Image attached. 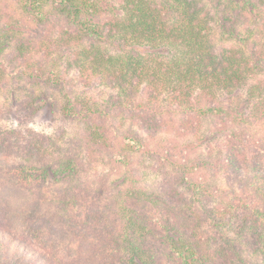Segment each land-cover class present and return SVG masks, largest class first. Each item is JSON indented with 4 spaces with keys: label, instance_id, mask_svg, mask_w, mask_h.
<instances>
[{
    "label": "trees",
    "instance_id": "1",
    "mask_svg": "<svg viewBox=\"0 0 264 264\" xmlns=\"http://www.w3.org/2000/svg\"><path fill=\"white\" fill-rule=\"evenodd\" d=\"M16 2L33 28L18 38L16 50L8 55L10 62L28 63L41 54L44 59L40 58L38 69H31L29 79L62 94L63 116L100 120L89 123L87 129L95 146L112 149L101 119H119L151 138L161 134L183 138L198 131L201 118H221L220 172L226 193L211 203L197 197L200 184L191 183L193 191L186 198L172 176L165 181V201L157 209L149 205L152 195L145 207L129 202L134 199L133 189L120 191L122 224L96 209L84 217L93 236V253L107 259L105 264L108 260L115 264H245L248 252L264 264V156L256 150L264 154V136L253 141L252 151L233 141L236 135L226 119L234 122L236 117L229 105L221 103V96L231 95L248 81L253 113L264 129V0H115L112 5L108 0ZM11 42L12 37L0 35V55L9 44L14 48ZM161 48L174 52L166 56L159 52ZM52 55L65 59L62 70L42 69ZM72 73L82 87L95 81L106 95V106L89 105L85 99L79 104L76 95L72 99L64 94L65 79ZM124 143L134 152L142 148L134 136ZM169 145L150 166L153 171L172 164L170 153L175 149L172 142ZM60 148L52 137L0 127V170L39 198L48 178L66 181L76 173L73 160L59 159ZM126 157L116 158L128 164ZM185 175L184 171L179 178ZM57 191L66 209L87 195L71 188ZM0 264L60 262L32 248L0 221Z\"/></svg>",
    "mask_w": 264,
    "mask_h": 264
},
{
    "label": "rangeland",
    "instance_id": "2",
    "mask_svg": "<svg viewBox=\"0 0 264 264\" xmlns=\"http://www.w3.org/2000/svg\"><path fill=\"white\" fill-rule=\"evenodd\" d=\"M108 1L112 5L115 0ZM54 24L50 27L53 32ZM0 25V35L12 37L11 43L14 45L13 48L9 44L0 55V127L19 128L52 137L57 145H61L57 151L59 159H71L77 164L76 173L66 181L48 178L39 198L35 192L14 184L4 170H0V200L3 203L0 221L16 235L23 237L32 248L54 255L60 264H105L107 259L99 253H93L95 245L90 241L93 236L83 221L96 209L109 220L115 219L118 226L120 221L122 224L124 218L120 216L118 204L120 191L133 189L134 199H129V202L141 203L145 207L149 203L148 195H152L154 200L149 205L157 209L165 201L162 198L165 181L172 176L177 177L178 189L186 198L191 197V183H199L200 187L196 190L200 194L197 197L204 196L211 203L226 193L228 187L220 172V144L224 133L219 131L220 117L201 118L197 125L198 131L183 138L165 134L151 138L129 124H121L119 119L109 122L101 119L106 123V137L112 149L109 151L102 145L95 146L94 141L87 137V129L89 123L99 124L100 120L96 116L93 119L90 116V120L80 115L72 118L63 116L62 94L29 79L31 69H38V63L44 59L41 54L33 56L28 63L23 64L20 60L10 62L8 55L16 50L18 38L33 28V22L18 7L16 0H0ZM159 52L169 56L174 50L161 48ZM64 61L52 55L42 64V69L62 70ZM74 77L72 73L65 79L64 94L72 99L76 95L79 104L85 99L89 105L106 106V95L95 81L88 87H82V82L78 84ZM250 84L247 81L231 95L221 96V103L226 107L229 105L233 117H236L234 122L226 119L228 126L233 127V135H236L233 141L252 151L255 146L253 141L264 136V129L254 116L253 103L247 94ZM130 136L140 140V151L134 152L131 146L125 145L124 141ZM170 142L173 144L172 149H175L170 153L175 167L172 169L171 164L161 172L153 171L150 166L157 163L158 154L168 149ZM256 150L258 155L264 156L261 149ZM119 155L129 157L128 164L117 160ZM184 171L187 175L183 179L186 178V181L179 178ZM189 174H192L191 177ZM70 188L77 194L84 196V191L87 195L78 205L66 209L57 199L56 192ZM108 261L107 264H115V261ZM244 261L245 264H262L261 260L248 252L244 253Z\"/></svg>",
    "mask_w": 264,
    "mask_h": 264
}]
</instances>
